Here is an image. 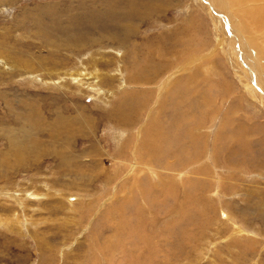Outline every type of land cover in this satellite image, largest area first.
Listing matches in <instances>:
<instances>
[{"label": "rangeland", "instance_id": "1", "mask_svg": "<svg viewBox=\"0 0 264 264\" xmlns=\"http://www.w3.org/2000/svg\"><path fill=\"white\" fill-rule=\"evenodd\" d=\"M0 264H264V0H0Z\"/></svg>", "mask_w": 264, "mask_h": 264}, {"label": "bare ground", "instance_id": "2", "mask_svg": "<svg viewBox=\"0 0 264 264\" xmlns=\"http://www.w3.org/2000/svg\"><path fill=\"white\" fill-rule=\"evenodd\" d=\"M94 8H95V7H94ZM126 9L129 10L128 8H126ZM126 9H125V10H126ZM165 9H166V8H165ZM232 9H233V8H232ZM123 11H124V9H123ZM129 11H130V10H129ZM132 11H133V9H132ZM151 12H153V11H151ZM213 12H214V11H213ZM215 12H216V11H215ZM230 12H231V11H230ZM123 13H124V12H123ZM123 13H122V14H123ZM132 13H134V11H133ZM146 13H148V12H146ZM128 14H129V13H128ZM128 14H127V16H128ZM136 15H137V14H136ZM132 16H133V15H132ZM216 17H217V16H216ZM115 18H116V17H115ZM127 18H128V17H127ZM138 18H139V16H138ZM117 19H118V17H117ZM140 19H141V18H140ZM213 20H214V17H213ZM129 21H130V20H129ZM138 21H139V19H138ZM215 21H216V20H215ZM142 22H143V21H142ZM216 22H217V21H216ZM121 23H122V22H121ZM121 23H120V24H121ZM125 23H126V22H125ZM125 23H124V24H125ZM134 23H137V21L134 22ZM214 23H215V22H214ZM118 24H119V23H118ZM257 25H258V24H257ZM130 26H131V25H130ZM114 27H115V26H114ZM116 27H117V26H116ZM118 27H119V26H118ZM131 27H132V26H131ZM119 28H120V27H119ZM260 28H261V27H260ZM260 28H259V29H260ZM115 29H117V28H115ZM121 29H122V28H121ZM121 29H117V30H115L116 33L119 34V35L122 34L123 32H119V31H121ZM130 30H131V29H130ZM134 30H135V29H134ZM99 31H101V30H99ZM130 32H131V31H130ZM128 33H129V31H128ZM219 33H220V32H219ZM131 34H132V33H131ZM134 34L136 35V33H134ZM139 34H140V33H139ZM100 35H101V34H100ZM127 35H128V34H127ZM129 35H130V34H129ZM114 36H115V35H114ZM117 36H118V35H116V37H117ZM132 36H133V35H132ZM112 37H113V36H112ZM126 37L128 38L129 36H126ZM117 38H119V37H117ZM124 38H125V37H124ZM124 38H123V42H124ZM88 39H89V38H87L86 40H88ZM219 40H220V38H219ZM221 40H222V39H221ZM93 41H94V40H93ZM118 41H119V40H118ZM88 42H89V41H88ZM116 42H117V41H116ZM132 42H133V41H132ZM226 42H227V41H226ZM111 43H112V42H111ZM115 44H116V43H115ZM123 44H124V43H123ZM222 44H223V43H222ZM125 45H126V44H125ZM115 46H116V45H115ZM115 46H114V47H115ZM122 46H123V45H122ZM216 46H217V45H216ZM222 46H223V45H222ZM116 47H117V46H116ZM219 47H221V46H219ZM236 47H237V46H236ZM119 48H122V47H119ZM216 53H217V52H216ZM214 55H215V54H214ZM233 59H234V58H233ZM236 59H237V57H236ZM236 59H234V60H236ZM237 60H238V59H237ZM246 66H247V65H246ZM249 67H250V66H249ZM247 69H248V68H247ZM237 75H238V74H237ZM237 75H236V76H237ZM242 77H243V76H242ZM247 79H248V78H247ZM238 80H239V78H238ZM244 80L247 81L246 79H244ZM244 80L242 79V81H244ZM76 81H77V80H76ZM239 81H240V80H239ZM245 84H246V83H245ZM245 84H243V85H245ZM248 87H249V93H250V96H251V97H252V95H253V96H256V94H257L258 92L256 91L257 93L255 92V94H254V93L252 92V89L250 88V86H248ZM253 87H254V86H253ZM246 88H247V87H246ZM254 89H255V88H254ZM246 90H247V89H246ZM251 92H252V93H251ZM246 93H248V92H246ZM249 93H248V94H249ZM261 95H262V93H261ZM251 97H250V98H251ZM261 97H262V96H261ZM258 98L260 99L259 95H258ZM253 99H254V98H253ZM262 99H263V98H262ZM251 100H252V99H251ZM256 102H257V100H256ZM260 102H263V101L260 100ZM124 121H125V120H124ZM162 134H163V133H162ZM161 136H162V135H161ZM163 138H164V137H163ZM97 152H98V151H97ZM88 163L90 164V162H88ZM95 163H96V162H95ZM231 222H232V221H231Z\"/></svg>", "mask_w": 264, "mask_h": 264}]
</instances>
